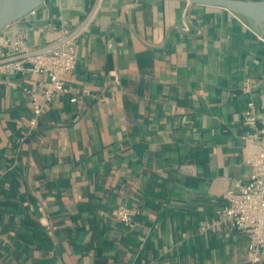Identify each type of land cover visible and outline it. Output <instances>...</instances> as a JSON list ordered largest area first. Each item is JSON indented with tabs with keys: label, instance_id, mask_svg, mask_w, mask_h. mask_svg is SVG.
Instances as JSON below:
<instances>
[{
	"label": "crops",
	"instance_id": "obj_1",
	"mask_svg": "<svg viewBox=\"0 0 264 264\" xmlns=\"http://www.w3.org/2000/svg\"><path fill=\"white\" fill-rule=\"evenodd\" d=\"M93 1L42 0L0 31V55L49 43ZM253 77L262 107L264 22L191 0H102L50 103L43 74L0 71V264H246L244 231L201 224L249 180Z\"/></svg>",
	"mask_w": 264,
	"mask_h": 264
},
{
	"label": "built area",
	"instance_id": "obj_2",
	"mask_svg": "<svg viewBox=\"0 0 264 264\" xmlns=\"http://www.w3.org/2000/svg\"><path fill=\"white\" fill-rule=\"evenodd\" d=\"M102 0H94L82 21L73 28L62 26L59 35L42 46H29L23 37L7 45L0 55V71L14 70L22 74L39 73L46 77L42 83V93L46 103L52 102L67 91L66 80L77 64L79 40L94 21ZM259 85L257 78H247L243 91L249 95L242 111V140L247 146L255 147L246 159L250 166L249 180L236 189L224 194L225 204L218 209L216 216L201 224L203 231H218L223 228L241 230L247 235L246 264L264 262V105L259 107L252 97ZM78 97L72 100L76 101ZM42 105L33 99L35 118L42 111ZM2 187L0 185V193ZM137 211L124 205L116 209L117 219L128 228L136 224Z\"/></svg>",
	"mask_w": 264,
	"mask_h": 264
},
{
	"label": "water",
	"instance_id": "obj_3",
	"mask_svg": "<svg viewBox=\"0 0 264 264\" xmlns=\"http://www.w3.org/2000/svg\"><path fill=\"white\" fill-rule=\"evenodd\" d=\"M213 5H220L237 11L257 22H264V15L259 12L264 7V0H191ZM42 0H0V31L11 23L26 16L40 6Z\"/></svg>",
	"mask_w": 264,
	"mask_h": 264
},
{
	"label": "bare ground",
	"instance_id": "obj_4",
	"mask_svg": "<svg viewBox=\"0 0 264 264\" xmlns=\"http://www.w3.org/2000/svg\"><path fill=\"white\" fill-rule=\"evenodd\" d=\"M259 12L264 15V7H260Z\"/></svg>",
	"mask_w": 264,
	"mask_h": 264
}]
</instances>
